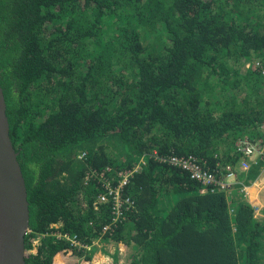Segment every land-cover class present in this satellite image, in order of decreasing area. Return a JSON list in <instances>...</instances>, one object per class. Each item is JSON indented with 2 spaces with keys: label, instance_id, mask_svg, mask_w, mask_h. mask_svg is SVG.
<instances>
[{
  "label": "trees",
  "instance_id": "trees-1",
  "mask_svg": "<svg viewBox=\"0 0 264 264\" xmlns=\"http://www.w3.org/2000/svg\"><path fill=\"white\" fill-rule=\"evenodd\" d=\"M0 86L26 264H91L97 240L131 245V264H264V215L240 193L264 162L228 194L164 160L224 176L241 153L221 144L264 136V0H0ZM134 169L114 221L99 197Z\"/></svg>",
  "mask_w": 264,
  "mask_h": 264
},
{
  "label": "water",
  "instance_id": "water-1",
  "mask_svg": "<svg viewBox=\"0 0 264 264\" xmlns=\"http://www.w3.org/2000/svg\"><path fill=\"white\" fill-rule=\"evenodd\" d=\"M28 230L27 189L9 136L6 103L0 86V264H26Z\"/></svg>",
  "mask_w": 264,
  "mask_h": 264
},
{
  "label": "built area",
  "instance_id": "built-area-1",
  "mask_svg": "<svg viewBox=\"0 0 264 264\" xmlns=\"http://www.w3.org/2000/svg\"><path fill=\"white\" fill-rule=\"evenodd\" d=\"M260 133H263L259 131ZM264 134V133H263ZM246 141L241 145L238 146V151L241 153L240 161L238 163V167L235 166L234 169L227 167V173L223 175H218L215 172H212L210 170H207L203 168L193 157H170L168 159H164L165 161L169 162L173 165H178L181 168L187 170L189 172V175L192 179L200 182L203 185L202 192L208 191L209 186H216L214 189H211V191L215 189H221V190H228L231 186L230 181L235 179L236 172L238 171H246L249 169L251 165V156L253 154V150L255 147L252 143L248 140H250L247 136L243 137ZM260 142L256 143L259 146H264V136L259 137ZM242 139V138H241ZM240 140V139H239ZM81 157V156H79ZM139 165H136L135 169H138ZM134 170H121L120 172H117L118 176V184L114 187L109 189L107 193L101 194L99 197V200L102 202L108 201L110 198L114 200V206H115V218L114 221H117L120 216L122 215V205L124 203H130V200L128 198L123 200L121 199V190L122 188L127 185L129 182V178L132 176V173ZM220 174V172H219ZM231 178V179H230ZM108 226H106L103 231L106 232ZM57 238H64L68 240L71 244L74 246L81 247V244L79 241L70 234H61L59 232H56L54 234Z\"/></svg>",
  "mask_w": 264,
  "mask_h": 264
},
{
  "label": "rangeland",
  "instance_id": "rangeland-1",
  "mask_svg": "<svg viewBox=\"0 0 264 264\" xmlns=\"http://www.w3.org/2000/svg\"><path fill=\"white\" fill-rule=\"evenodd\" d=\"M144 37H145V39H149L150 38V36H147L146 37L145 35H144ZM251 61L252 60L246 59V61L244 62V64L241 67V71L240 72L245 73L248 70V68L250 67ZM207 91H210V89L208 88ZM260 130L261 131H264V130H262V128H260ZM253 131L258 132V130H253ZM245 134L254 135V133H252V132L251 133H245ZM250 139H253V140H248V141H250L252 143H255V144H252L255 147V149L253 150V154L251 156V164H257V162L260 161V160L262 162H264V146H259L258 144H256V143L260 142L259 136H254V137H252ZM226 141L227 142L221 144V152H224L226 150L231 149L232 146H233V142L236 145H241L246 140L244 138H242V139L236 141V140H234V137L231 136L228 139H226ZM237 167H238V164H237ZM238 172H241V171H238L237 170L236 176H237V173ZM233 178L234 177H232V180L230 181V184H231L230 186H233L237 182L236 177H235V179H233ZM254 186H255V184H253L252 186L248 187V189H247L248 192ZM226 192L229 194L231 192L230 188ZM241 192L243 193V199L247 200L245 188H243L240 191V193ZM168 199H169L168 195L165 194V196L163 197V199H161V207H164V208H167L168 207ZM255 207H258L259 208V207H262V205L257 204V206H255ZM258 208H256V209L254 208V211H255L254 216L257 217V218H261V217L263 218V215H264V211L263 210L264 209H262L259 212L258 211ZM259 214H261V215H259ZM108 243L114 244V245L108 247V246L105 245V244H108ZM37 244H38V242L35 241L34 242V245H37ZM121 245H123L124 247L118 251V249L116 248V246H121ZM93 246L96 247L94 249V251L97 250L101 254V256L98 255V258L95 257V260L93 261L94 262L93 264H96V263L97 264H131L132 256L136 254V251H134L131 248V245H128L125 242H116V241L109 240L106 243H101L100 240H97V241L94 242V245ZM117 251H118V253H117ZM32 252H36V248L35 247L32 250ZM116 253H117L118 256L114 255ZM93 255H92V257H93ZM103 259H105L106 261L104 262Z\"/></svg>",
  "mask_w": 264,
  "mask_h": 264
},
{
  "label": "crops",
  "instance_id": "crops-1",
  "mask_svg": "<svg viewBox=\"0 0 264 264\" xmlns=\"http://www.w3.org/2000/svg\"><path fill=\"white\" fill-rule=\"evenodd\" d=\"M263 183V184H262ZM253 184H255L256 185V187H257V189H258V196H257V198H256V200L255 201H252L251 200V197H250V194H249V192H248V187H250V186H252ZM253 184L252 185H250V186H247V187H244L245 188V192H246V198H247V200H248V202L256 209V208H258V207H255V206H257V204H259V205H262V207H259L258 208V211L260 212L262 209H264V169H263V171L261 172V175L259 176V178L255 181V182H253ZM261 198V199H260ZM264 211V210H263ZM259 215H261V214H259ZM101 243H106V242H101ZM116 244V243H115ZM106 246H108V247H110V246H112V245H114V244H110V243H108V244H105ZM124 246L123 245H121V246H116V248L118 249V251L120 250V249H122ZM118 251H117V253H118ZM96 252V253H95ZM94 255H93V257H92V260H91V264H93L94 262V260H95V257L96 258H98V255H100L101 256V254L96 250V251H94ZM117 253L116 254H114V255H116V256H118L117 255ZM103 256V255H102ZM104 257V256H103ZM121 260V259H120ZM103 261L105 262L106 260L105 259H103Z\"/></svg>",
  "mask_w": 264,
  "mask_h": 264
},
{
  "label": "bare ground",
  "instance_id": "bare-ground-1",
  "mask_svg": "<svg viewBox=\"0 0 264 264\" xmlns=\"http://www.w3.org/2000/svg\"><path fill=\"white\" fill-rule=\"evenodd\" d=\"M249 193H250V196H251V200L255 201L257 196H258V189H257L256 185L250 189Z\"/></svg>",
  "mask_w": 264,
  "mask_h": 264
},
{
  "label": "clouds",
  "instance_id": "clouds-1",
  "mask_svg": "<svg viewBox=\"0 0 264 264\" xmlns=\"http://www.w3.org/2000/svg\"><path fill=\"white\" fill-rule=\"evenodd\" d=\"M247 187V186H246ZM253 207V206H252ZM94 245V244H93Z\"/></svg>",
  "mask_w": 264,
  "mask_h": 264
}]
</instances>
